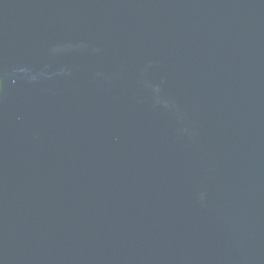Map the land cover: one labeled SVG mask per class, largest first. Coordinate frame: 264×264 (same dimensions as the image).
I'll use <instances>...</instances> for the list:
<instances>
[{
  "label": "water",
  "instance_id": "water-1",
  "mask_svg": "<svg viewBox=\"0 0 264 264\" xmlns=\"http://www.w3.org/2000/svg\"><path fill=\"white\" fill-rule=\"evenodd\" d=\"M0 264H264V0H0Z\"/></svg>",
  "mask_w": 264,
  "mask_h": 264
}]
</instances>
